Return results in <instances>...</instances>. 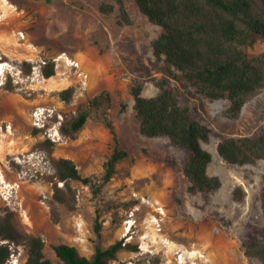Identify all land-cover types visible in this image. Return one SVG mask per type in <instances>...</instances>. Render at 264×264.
I'll list each match as a JSON object with an SVG mask.
<instances>
[{
    "label": "rangeland",
    "instance_id": "rangeland-1",
    "mask_svg": "<svg viewBox=\"0 0 264 264\" xmlns=\"http://www.w3.org/2000/svg\"><path fill=\"white\" fill-rule=\"evenodd\" d=\"M119 1L0 0V53L9 71L0 97V217L14 212L20 231L41 235L46 256L58 262L54 247L59 243L76 245L89 257L94 254L98 210L107 247L124 241L125 219L138 207L134 215L137 231L129 242L138 245L140 234L153 230L150 219L156 211L152 203L160 202L167 209L163 232L171 245L154 244L155 252L141 256L144 264L170 258L176 264V248L195 251L188 261L201 264H264L247 256L243 248L254 234L264 240L260 199L264 160L229 164L218 152L219 142L228 136L262 133L264 89L247 101L238 117H232L228 100L202 97L186 79H175L166 72V61L158 60L153 49L162 27L151 22L135 0H124L131 19L126 22ZM107 3L114 5L113 11L103 12L101 7ZM247 50L260 54L264 39L248 45ZM63 52L83 61L91 75L87 87H82L74 69L62 64L51 77L35 75L33 67L30 73L26 71L25 62L34 65L44 58L51 63ZM162 80L191 107L195 118L212 129L211 140L204 146L214 156L209 173L219 176L222 186L211 193L209 201L204 193L188 191L184 173L188 152L174 146L167 136L150 137L140 131L132 86L139 81L144 95L154 96ZM71 86L74 95L66 100L60 92ZM104 90L109 91L111 104L90 107L85 125L74 134H64L63 121L75 116L81 105L89 106ZM124 103L127 107L122 109ZM109 121L115 126L118 143ZM117 145L129 156L105 182V164ZM62 157L73 159L94 184L71 179L69 190L57 178L55 162ZM56 184L70 195L69 203L54 197ZM239 187L242 200L234 196ZM12 250L8 263L25 264L26 245L12 244ZM132 251L120 250L119 260L128 264Z\"/></svg>",
    "mask_w": 264,
    "mask_h": 264
},
{
    "label": "trees",
    "instance_id": "trees-1",
    "mask_svg": "<svg viewBox=\"0 0 264 264\" xmlns=\"http://www.w3.org/2000/svg\"><path fill=\"white\" fill-rule=\"evenodd\" d=\"M142 13L154 24L162 27V32L153 41L154 54L158 60H165L166 72L173 78L183 77L202 96L214 100L226 99L230 102L229 112L238 117L247 101L264 89V51L252 55L248 45L264 39V0H135ZM122 18L131 22L124 0H120ZM103 12H111L113 4H103ZM26 71L31 72L33 64L25 62ZM45 77L56 74L52 61L43 67ZM157 95L146 96L144 85L136 82L131 89L134 110L142 134L150 137L167 136L173 145L185 149L188 158L184 163V173L188 178V191L204 193L207 201L211 193L222 186L217 175L209 173L213 153L204 146L211 140L212 129L194 117L191 107L184 103L180 95L168 85L167 80L159 81ZM75 88L68 87L60 92L69 100ZM111 104L109 91L90 100L89 106L81 105L77 114L63 121L60 129L64 134H74L87 122L91 109ZM127 104L122 105L125 109ZM116 143L115 126L107 122ZM218 152L229 164H256L264 160V128L258 136H228L218 144ZM129 152L118 145L105 164L104 181L112 179L117 164L127 158ZM57 178L69 190V181L78 179L85 184H94L91 176H84L71 158L62 157L55 162ZM70 195L58 184L54 197L64 203L70 202ZM237 200L244 197L241 187L234 192ZM264 214V186L260 191ZM97 211L94 224L95 252L89 257L73 244L59 243L55 252L59 259L54 262L45 254V240L41 235L25 234L17 227L14 212L7 211L0 217V264H7L13 250L12 244H25L27 260L25 264H127L120 261L118 253L124 248L137 250L138 245L116 240L103 245V220ZM244 252L264 263V240L252 235L243 243Z\"/></svg>",
    "mask_w": 264,
    "mask_h": 264
},
{
    "label": "built area",
    "instance_id": "built-area-1",
    "mask_svg": "<svg viewBox=\"0 0 264 264\" xmlns=\"http://www.w3.org/2000/svg\"><path fill=\"white\" fill-rule=\"evenodd\" d=\"M4 1V0H2ZM6 1V0H5ZM2 17V14L0 12V19ZM19 34L22 38H25L24 31H19ZM32 60V59H29ZM53 61L55 62L56 67L59 65H64L65 67L69 69H74L77 76L79 77L80 83L82 87H87L90 82V72L85 67L83 61L75 56L70 55L67 52H63L59 54L56 57H53ZM5 63L6 61L2 60V55L0 53V65L1 63ZM48 64V60L44 58H40V60L33 65L32 73H34L37 76L43 75V67L44 65ZM6 68L0 66V97L2 95V87L6 83V79L8 77L9 71L6 73ZM9 70V69H8ZM15 81L19 82L20 75L18 73L14 74ZM18 75V76H17ZM18 77V78H17ZM10 125L7 124V128L9 129ZM144 201L150 202L146 199V197L143 198ZM155 206L156 213L153 214L152 218L150 219L152 231L148 230L142 234H140V242L138 244V249L133 250V256L131 259H129L128 264H144L142 262L141 256L144 255L147 252H155V248H153L154 244L156 243H162L163 246L169 247L171 245V240L164 235L163 228H164V222L167 217V209L164 204L160 202L152 203ZM138 207L133 208L129 214L128 217L125 219V231L123 233L124 242L123 244L126 246L134 237V233L137 231V219L134 217L136 214V210ZM195 251L192 250H185L176 248L175 249V260L176 264H201L198 260H190L188 261L189 257L193 256L192 254ZM200 257L205 258V254L202 255V253L199 254ZM207 260V259H206ZM9 264V263H8Z\"/></svg>",
    "mask_w": 264,
    "mask_h": 264
},
{
    "label": "crops",
    "instance_id": "crops-1",
    "mask_svg": "<svg viewBox=\"0 0 264 264\" xmlns=\"http://www.w3.org/2000/svg\"><path fill=\"white\" fill-rule=\"evenodd\" d=\"M171 262H172V259L170 258L168 261H162L158 264H172Z\"/></svg>",
    "mask_w": 264,
    "mask_h": 264
},
{
    "label": "bare ground",
    "instance_id": "bare-ground-1",
    "mask_svg": "<svg viewBox=\"0 0 264 264\" xmlns=\"http://www.w3.org/2000/svg\"><path fill=\"white\" fill-rule=\"evenodd\" d=\"M0 66L4 67V63L2 62Z\"/></svg>",
    "mask_w": 264,
    "mask_h": 264
}]
</instances>
